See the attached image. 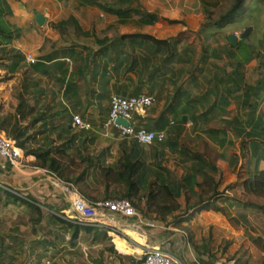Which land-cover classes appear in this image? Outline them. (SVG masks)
Wrapping results in <instances>:
<instances>
[{
  "label": "crops",
  "instance_id": "obj_1",
  "mask_svg": "<svg viewBox=\"0 0 264 264\" xmlns=\"http://www.w3.org/2000/svg\"><path fill=\"white\" fill-rule=\"evenodd\" d=\"M99 1H105L125 8L141 7L148 12L158 14L159 20L144 22L139 17L134 16L120 18L117 15L105 12L96 5L80 3L77 0H6L12 12L6 15V20L17 30L18 34L10 45L13 51H8L6 56L0 60V104L2 105L0 120L6 119L14 122L19 117V113H21V111H17V107L22 104L23 100L26 105L23 107L25 110L36 106L37 110L31 116L46 109L45 107L48 105L50 116H52L49 119L54 120L58 126L56 129L58 132H53L52 137L62 134L64 139H68L74 134L76 139L78 137V140L76 142L75 139L71 146L73 148L77 147L78 156H83V151H81L82 144L89 143L91 140L94 141L98 132L89 136V133L83 131L82 134L78 135L77 128L72 124L73 114H80L86 120H98L101 126L108 111L110 96L113 93L133 95L135 94L133 92L139 89L141 93L158 94L159 103L157 105L155 103L145 112L136 114L137 122L154 130L168 128L166 142L176 139L178 145H166V147H163L164 143L158 142L151 145H141L140 147L145 152V165L147 170H149L146 176L149 175V177L154 178V182L160 178L161 181L175 188V195H168L171 199H176L180 202L184 199L195 201L200 197V192H198V186L194 184V180L193 182L192 180H184L188 174L193 175L197 182H200L199 179L201 178L204 180L212 178V181H215L213 184L218 183L219 187L222 179L221 173H224L223 175L225 176L227 169L235 168V164L228 160L226 153L227 147L230 145L225 144L220 147L214 143L208 137V130L227 127L223 122L226 119L230 120L235 116L244 118L245 114L249 112V108H238L237 102L233 97L224 93L231 102L230 106L227 109H223L224 106L218 104L216 108L208 112L213 102L220 100L213 91L214 83L206 81L202 84L197 80L194 83L192 82L190 87L184 86L183 88L189 91L194 98L195 107L193 108V113L198 116L199 120L197 130L192 131L191 128V132L201 140L206 138L210 142L209 145L214 148L217 146L219 159H211L199 147L195 149L180 145L178 139L183 136V128L192 125V120L188 113H182L188 117V121L185 124L175 121L176 119L171 113H168L163 120L160 119L162 109L171 100V94L176 86L169 84L166 86V90H161L158 87V83L152 84V87L139 84L137 82L138 79H142L139 75L137 77L135 73L140 74L142 69L137 62L129 70L132 72L128 74L132 77L129 75L127 78L124 75L122 76L123 69L130 66L132 59L129 61L125 59L124 63L120 64L122 61L120 52H124L125 57H135V61L137 57L141 59L142 55L149 58L152 53H150L151 50L147 48V45L143 48L138 41H129L123 46L119 41V37L125 33L140 31L150 33L157 38L166 39L173 37L178 31L196 30L203 20L200 15L207 11L212 0ZM36 12L44 14L46 17L44 24H39L36 21ZM170 20H179L180 22L172 23ZM128 24H134V27L125 29ZM153 47L152 45L150 46V48ZM183 48L184 46L180 48L179 44L178 55L183 54ZM15 52H20L24 59L16 57ZM28 54L34 56L36 61H29L27 59ZM226 69L227 71L229 70L228 67ZM166 71L178 72L174 68V64L166 68ZM170 80L171 83L175 82L174 78ZM144 81L148 80L144 79ZM223 88L224 86L220 85V89L223 90ZM205 93L208 95L205 96ZM239 94L240 97L237 100L242 102L243 93ZM226 97L224 101L227 100ZM105 100L107 104L106 108H103ZM254 100L256 101L257 99L254 98ZM259 103L256 117L264 113V92H261ZM160 104L163 106H159ZM29 119H24L22 122L25 124ZM64 122L69 126V132L62 130L65 125H63ZM213 122H215V125H213ZM0 130L11 136L4 129L0 128ZM119 140L121 139L117 136L116 131L112 132L109 130V136L106 135V138L102 140L103 144L96 146L94 149L97 150L89 155L99 156L105 166L115 167L119 158L128 151L130 146L129 143L123 140V142H119ZM236 141L243 142L241 138H237L235 143ZM241 151L247 158L245 168L249 172V170L254 169L255 164L249 163V151L247 148L244 146L239 147V153ZM198 153L202 156V162L197 158H192V154ZM171 155L175 157L173 161L177 159L178 178L176 182L173 178L165 176V172L160 169L161 164L173 168L172 164L168 163L170 161L165 160L166 157H172ZM173 161L171 160V162ZM2 162L3 160L0 157V166ZM25 162V165L19 168L9 165L6 171L0 168V182L6 186L18 189L22 193L34 191L48 195L51 192L52 196L56 197L55 187H52L53 190L47 189V184H51L52 181L48 176L44 175V167L37 164L36 157L25 153ZM241 163L242 160L238 170L242 165ZM198 165H202L200 171H198ZM214 166H216V169ZM259 168L264 169V160L260 161ZM90 177L93 181L102 184L104 186L103 190L102 188H96L94 182L92 183L89 180ZM111 184V187L107 190L105 182L91 173L87 176L84 184L87 190L85 193L88 195H94L99 192L112 193L115 183ZM76 185L80 187V185ZM87 197L90 198L89 196ZM174 210H165L160 214L155 211L151 213L148 211L147 214L139 211L145 221L142 224L137 217H124L108 212L107 216L100 218V222L94 227L80 230H84L87 233V239H94L93 242L103 240L102 237L94 234V230L102 229L104 238L111 236L115 243V250L114 253L110 252L109 258H115L117 264H124L128 258H132L133 261L139 247L143 245L161 246L183 260L185 264H209L216 261L206 251L205 245L201 242L191 244L188 241L187 232L183 225H186V221L190 219H181L194 218L189 221L193 224L196 216L200 215L202 217L205 213H210V209L202 211V214H199L200 211H198L193 216L192 212L178 215L179 218L176 221L172 220L173 215L176 214L175 212L173 213ZM155 218L160 221H156ZM211 225L212 221H206L207 229L210 230ZM115 231L118 233H115ZM188 249L191 257L187 255ZM104 252L106 253L107 249Z\"/></svg>",
  "mask_w": 264,
  "mask_h": 264
},
{
  "label": "rangeland",
  "instance_id": "obj_2",
  "mask_svg": "<svg viewBox=\"0 0 264 264\" xmlns=\"http://www.w3.org/2000/svg\"><path fill=\"white\" fill-rule=\"evenodd\" d=\"M233 1L234 0L210 1L211 4L208 6L207 11L203 15H200L203 20L196 30H182L173 35V37L179 36L181 38L180 48L188 45L193 49L191 51L193 52V62L176 61L172 63L178 72L172 73L168 71L164 76L162 74H156V70L164 58L163 53L158 52L155 57H152V55L144 64L140 61L141 59L139 57L136 58V62L142 69L140 74L135 73L137 77L140 76L142 79H138L137 82L139 84L141 83L152 87V84L158 83V87L161 90H166V86L169 84L176 86L171 94V100L162 109L163 111L160 114V119L169 105L173 104L176 91L184 86H191V78L194 73H196L197 77H200L198 80L203 84L208 81L204 78V73L207 72V74L212 76L214 72L220 71L223 67H228V71L231 70V67L227 65L226 58L218 59L210 57L206 61H201L200 58L201 54L204 52L209 53L213 50L228 47V35L231 33L236 34L238 41L244 40L246 43L256 47V57L246 65L244 74L247 83L255 85L259 82L264 70V0H247L245 8L237 14L236 19L223 29L208 27L202 31V33H197L198 31L200 32L202 30L201 28L210 22V20L219 19L231 7ZM136 8L143 9L141 7ZM131 16L139 17L136 14H132ZM133 27L134 24H128L125 26V29ZM120 55L121 59L125 58L124 52H120ZM131 59L132 62L130 66L134 63L135 57H130L127 61ZM199 66H202L205 72L201 73L198 70ZM129 70V67L123 69L122 76L124 75L127 78L129 75L128 73L132 72ZM151 75H153L152 79L150 78ZM171 78H174V83H171ZM144 79L148 81H144ZM133 93L141 94V90L137 89ZM124 95L130 94L126 93ZM154 96L156 97L155 103L157 105L159 103V96L158 94H154ZM104 103L105 105L102 107L106 108L107 101L105 100ZM182 105L185 106V102L182 103ZM159 106L163 105L160 104ZM107 110L104 122L108 118L110 103L108 104ZM176 114L177 111L173 114V117H175V121L179 123L178 116H175ZM167 115L168 113L166 112L165 116ZM87 121L92 124L93 129L84 132L89 133V136L97 132L98 134L94 141L91 140L89 143L86 142L82 144L81 151H83V156L95 152L97 149L94 148L103 144L102 140L105 139L107 135L104 122L100 126L98 120L89 119ZM215 122H213V125H215ZM65 123L66 122H64L63 125ZM191 128L192 125L183 128V136L181 139H178L180 145L193 147L195 149L199 147L201 150H204V153L211 159H219V156H217V154H219L218 147L216 146V148H214L212 145H206L203 140L197 138L195 134L191 132ZM110 130L114 132L116 128L111 127ZM55 131L56 133L58 132V130ZM77 132L79 135L82 134L83 131L77 129ZM40 138H42V136ZM65 140L66 139L62 136L60 139L58 138L57 144ZM77 140L78 137L75 141L77 142ZM123 141L130 145L136 142L132 139ZM123 141L119 140V142ZM165 142L166 141L163 142V147L170 145ZM236 143L233 146L230 145L227 147L226 153L228 155V160L235 164V168L230 170L227 169L225 176L223 175L224 173H221L222 179L218 187L221 194L215 196V185L213 184L215 181L211 179L205 181L201 178L199 180L202 185H197V190L200 192V197L198 195V199L201 197H204V199L211 198L210 201L217 202L223 210L216 211L210 209V213H205L202 217H200V215L196 216L195 223L193 224L189 221L194 218H181L183 220L190 219L186 221V225H183V228L187 232L188 241L191 242V244L201 242L205 245L206 251L211 254L214 260L222 259L224 262L231 261L233 264H264V212L255 209H244L242 203L244 201H251L264 204V196H257L252 193L247 194L244 192L243 180L247 178L250 173L245 168L247 158L242 151L239 153V147L244 146V144L243 142L237 141ZM71 144L72 142H70V147L66 149L69 153V157H67V155L65 156L64 166L65 172L73 175L84 166V161H82L83 156H78L77 147L73 148ZM137 144L139 146L142 145L140 143ZM165 160L170 161L168 163L172 164L173 168L161 164L162 166L160 165V169L165 172V176L167 175L173 178L176 182L178 178L177 159L173 161L175 157L172 156L166 157ZM171 160L173 162H171ZM241 160L242 165L238 170ZM148 171L149 170H147L146 173ZM89 180H91L92 183L94 182L96 188H102L103 190L104 186L102 184L93 181L91 177ZM153 180L155 179L149 177V175L146 176L145 183L141 186L138 196L132 199L136 208L144 214H147L148 211L150 213L152 211L158 214L163 213L165 211L163 206L170 205L172 208H175L173 213L175 212L177 215H173L172 220L176 221L182 214L184 215L192 212L193 216L196 215L198 211H200L199 214L205 211L202 207L205 202L200 203V205H194L198 199L195 201H187L184 199L180 202L176 199H171L163 192H159L152 200L149 199L151 185H154L155 190L158 192V187ZM0 184L2 183L0 182ZM6 187V189L11 191L13 196H17L19 200H15L12 196L8 197L5 194L0 195V235L4 238L3 246L5 248L3 264H117L115 258H109L110 252L114 253L115 250V243L111 236L104 238V231L102 229L94 230V234L98 237H102L103 240L93 242L94 239H87V233L84 230H80L73 222L67 219V214L72 215V212H62L64 208L69 210V204L65 198L64 192L58 188L56 184L53 182L47 184V189L53 190L52 187H55L56 197H53L51 192L48 195L36 193L34 191L22 193L20 190L12 188L11 186ZM85 194L95 199L109 197L122 198L120 189L116 192L114 190V192L109 195L105 192H99L94 195ZM216 197H218V199H216ZM219 198L226 199L222 201ZM31 201L43 207L45 213L41 214L38 209L31 208L28 203ZM208 215L211 216L208 217ZM155 220L160 221L156 218ZM208 220L212 221L210 230L207 229L206 226V221ZM93 221L97 222L98 219H93ZM106 249L107 252L105 253L104 251ZM187 251L188 257H191L190 250L188 249ZM131 263L132 258H128L124 264Z\"/></svg>",
  "mask_w": 264,
  "mask_h": 264
},
{
  "label": "trees",
  "instance_id": "obj_3",
  "mask_svg": "<svg viewBox=\"0 0 264 264\" xmlns=\"http://www.w3.org/2000/svg\"><path fill=\"white\" fill-rule=\"evenodd\" d=\"M80 3L96 5L100 7L105 12L117 15L120 18L129 17L132 14H136L144 22H155L159 20V16L156 13L148 12L146 10L136 8V7H122L115 4H111L105 1L99 0H77ZM247 0H234L231 7L217 20L212 19L210 22L202 27L201 31L197 33H202L208 27H216L218 29H223L228 24L236 19L237 14L245 8ZM12 13L10 7L7 5L6 0H0V60L6 56L8 51H13L11 44L14 38L17 36V30L13 28L6 20V15ZM211 19V18H210ZM172 23L180 22L179 20H170ZM119 41L124 46L129 41H138L140 46L149 48L153 57L156 54L163 53L164 58L160 62L156 70V74H165L166 68L170 67L172 63L176 61H188L193 62V49L191 46H184L183 54L178 55V46L181 43V38L175 36L174 38H157L150 33L136 32V33H125L119 37ZM150 43L153 48H150ZM228 47L220 48L218 50H213L210 53L204 52L201 54V61H206L210 57L222 59L226 58L227 65L231 67L230 71H227L225 67L221 68L220 71L214 72L212 76L210 74L204 73V78L213 84V91L220 99L213 102L211 107H209L208 112L212 111L217 107L218 104L223 105V109H227L231 102L224 93L233 97L237 102L238 108L243 107L244 109L249 108V112L245 114L244 118L241 116H235L234 118L224 120L223 122L227 127L222 129H210L208 130V137L220 147L225 144L234 145L237 138H241L244 147L249 151V163L255 164L254 169L249 170V176L243 180L244 192L249 194L252 193L257 196H264V169L259 168V163L264 160V113H261L256 117L258 107L260 105L261 92H264V71L262 73L259 82L255 85L248 84L245 78L244 70L246 65L255 59L256 57V47L252 44L246 43L244 40H239L237 44H233L228 39ZM207 51V48H206ZM15 56L19 59H24L20 52H15ZM130 56H126L120 64H123L125 59H129ZM145 55L141 56V62L145 63L147 61ZM119 64V65H120ZM136 64L129 66L132 69ZM1 65V63H0ZM166 65V66H165ZM161 66V67H160ZM165 66V67H164ZM202 66H199L198 70L202 73L205 72ZM153 75L150 76L152 79ZM199 77L196 73L191 78V82H196ZM220 85L224 86L223 90L220 89ZM222 91V92H221ZM239 93H243V100L239 102L237 99L240 97ZM208 94L205 93V96ZM227 100L224 101V98ZM254 98L257 100L255 101ZM183 101L185 106L182 105ZM220 101V102H219ZM24 100L22 104L17 107L19 117H17L14 122L8 121L6 119L0 120V128L4 129L8 134L16 139L17 144L21 147L26 154H32L36 157L37 164L41 167L50 168L54 171L60 178L65 181L73 182L80 185L83 192H86L85 183L87 176L91 173L95 174L98 178L105 182V188L109 190L111 183H115V192L120 189L122 198H128L132 200L138 196L141 186L145 183L146 178V165L144 160V150L137 143L131 144L128 151L119 158L118 164L115 167L105 166L103 160L99 156L85 155L82 157L84 166L75 174L70 175L65 172L64 158L69 153L66 151L67 147H70V142H73L76 138L75 135H71L65 141L57 144L58 138L62 137V134H58L57 137H52V133L57 129V124L54 120L49 119L50 108L46 105V109L36 113V115L31 116L36 110V106L29 107L25 110L23 107ZM194 98L190 95V92L186 89L179 88L174 96L173 104L164 111L165 113L174 114L177 111L176 117L180 124H185L186 122L182 119V113H188L190 119L192 120V131L197 130L199 125L198 116L194 115ZM2 110V105L0 104V111ZM206 112V113H208ZM162 115L161 120L165 117ZM29 119L27 123H23L24 119ZM85 119V118H84ZM39 123V126H38ZM163 127V126H160ZM64 132H69V126L64 125ZM63 133V132H62ZM42 136V138H40ZM167 140V139H166ZM206 145H209V141L203 138ZM167 143V142H166ZM167 144L178 145L176 139L169 140ZM193 159H198L202 162L201 154H192ZM198 171L201 170L202 165H198ZM216 169V166H214ZM212 180V178H210ZM184 180L193 182L195 185H202V183L197 182L195 177L188 174ZM207 181V178L206 180ZM156 186L158 187V192L155 190L154 185L150 186L149 199H153L159 192H163L166 195H175V188H172L169 184L161 181L160 178L156 180ZM114 192V191H113ZM5 194L8 197L12 196L15 200H19L17 196H13L11 191L0 185V195ZM110 194V193H109ZM108 194V195H109ZM215 196L220 195L221 192L218 190V183L215 184ZM17 197V198H16ZM220 197V196H218ZM216 197V199H218ZM222 201L226 198H219ZM206 199L201 197L194 205H200V203L205 202ZM211 198L205 202L202 206L204 210L213 209L216 211H222L223 208L217 204V202L210 201ZM31 208L38 209L41 214L45 213V209L35 202H28ZM244 209H255L264 212V204H259L251 201H244ZM163 209L166 211H172L170 205H164ZM4 238L0 235V264L4 263Z\"/></svg>",
  "mask_w": 264,
  "mask_h": 264
},
{
  "label": "built area",
  "instance_id": "obj_4",
  "mask_svg": "<svg viewBox=\"0 0 264 264\" xmlns=\"http://www.w3.org/2000/svg\"><path fill=\"white\" fill-rule=\"evenodd\" d=\"M27 59L31 62L36 61V58L31 54L27 55ZM109 102L110 110L108 118L104 122L107 135H109L110 128L115 127L116 134L121 140L132 139L142 145H151L156 142L163 143L166 141L168 128L157 130L149 129L144 125H140L136 119V114L145 112L155 104L156 97L153 94L124 95L113 93L110 96ZM118 117L127 119L129 125L126 126L122 123H116ZM72 124L82 131L93 129L92 124L80 114H73ZM0 157L3 160L0 168L4 171L7 170L8 165L19 168L26 163L24 150L18 146L16 139L8 136L1 130ZM44 175L48 176L64 192L69 204V210L63 209L62 212H72V215L67 214V219L80 229L94 227L100 222V218L107 216L108 212L124 217H137L141 224L145 223L139 210L132 200L128 198L90 199L76 184L63 180L50 168L44 167ZM0 185L7 188L3 184ZM96 218L99 222L93 221ZM115 233L118 232L115 231ZM131 264H185V262L161 246L143 245L139 247ZM209 264H233V262L216 260Z\"/></svg>",
  "mask_w": 264,
  "mask_h": 264
},
{
  "label": "water",
  "instance_id": "obj_5",
  "mask_svg": "<svg viewBox=\"0 0 264 264\" xmlns=\"http://www.w3.org/2000/svg\"><path fill=\"white\" fill-rule=\"evenodd\" d=\"M36 21H37L39 24H44L45 21H46V17H45L44 14H42L41 12H36ZM228 39H229V41H230L231 43H233V44H237V42H238V38H237L236 34H233V33H231V34L228 35ZM182 119H183L184 122H187V121H188V117H187V115L184 114V115L182 116ZM116 123H122V124H124V125H126V126L129 125V121H128L127 119L123 118V117H118V118L116 119Z\"/></svg>",
  "mask_w": 264,
  "mask_h": 264
}]
</instances>
